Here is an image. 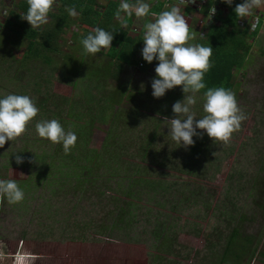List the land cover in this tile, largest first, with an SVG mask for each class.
<instances>
[{"label":"rangeland","instance_id":"obj_1","mask_svg":"<svg viewBox=\"0 0 264 264\" xmlns=\"http://www.w3.org/2000/svg\"><path fill=\"white\" fill-rule=\"evenodd\" d=\"M17 1L21 0H0V43L6 47L3 51L5 55L10 56L8 49L14 50L13 60L4 59V64L0 63V95L17 94L29 77L48 76L51 71L49 89L53 94L70 99V102L77 101L89 83L82 80L74 86L69 83L71 76H67V81L59 78V73L65 71L52 69L54 64L62 65L64 55L80 59L81 45L78 42L80 35L86 31L77 21L79 12L76 10L78 14L75 17L69 15L74 20L73 24L61 31L64 36L57 39V50L49 52L54 64H44L41 70V60L35 62L23 59L25 41L19 48L12 46L15 36L10 32L6 34L7 30L2 26L6 19L11 18L9 11L19 13L15 7ZM100 1L105 3L107 0ZM59 5L55 0L50 12L58 14ZM70 5H75L74 0ZM162 7L164 6L160 3V8ZM96 9L102 12L101 7L97 6ZM222 13L225 14L224 9ZM123 15L122 13L121 16ZM245 18L250 21L251 16ZM154 19L148 17L145 23ZM134 20V28L125 26L129 36H143L139 27L144 17H134ZM115 21L121 23L118 18ZM50 22L51 18H48L47 24ZM195 28L198 29L197 26ZM199 30L194 31V39ZM247 42L251 45L250 54L244 67L234 78L233 91L247 118L227 144L219 141L214 143L205 133L202 136L205 140L201 157L190 155L193 158L189 159L187 155L189 163H196L198 160L201 162L195 165L192 173H182L175 167L177 160L183 159L180 155L191 153L190 146L178 147L167 136L169 129L164 120L175 118L172 112L175 102H158L163 98L152 97L151 81L156 75L155 66L148 72H142L140 67L125 65L118 80H111L109 77L103 84L105 93L114 91L118 85H127L134 88L135 94L134 100L123 102V109H120L121 105H117L114 110L123 113L126 111L128 114L137 108V111L130 114L131 129L126 128L127 131L123 133L115 131L119 136L117 141H121L123 135L128 142L133 134H140L141 138L147 139L151 136V130L156 131L152 143L145 142L143 146V149L148 148L149 156L141 159L136 152H128L121 158L124 163L140 165V173H125L108 181L99 180L83 193L82 198L77 191L73 196L70 190L72 181L70 184L62 183L65 180L62 173L55 176L50 174L44 181L38 180L41 176H36L33 186L23 188L25 197L19 203L9 204L6 198L0 196V264H216L218 255L214 254L222 253L225 240L234 228H237L239 242H243L244 236L252 237L250 244H247V254L240 260V264H262L258 253L264 251V214L261 211L264 200L260 194V191L264 193V184L259 183V179L264 176V27L254 39ZM106 52L107 50H103L100 55L85 53L83 58L86 69L83 67L81 74L90 75L87 70L95 64L96 67L99 65V68H103L108 60ZM136 52L139 55L140 51ZM88 64L91 66L87 67ZM24 65L28 69L24 70ZM64 68L66 67L62 66ZM141 85L144 86L143 89ZM174 90H168L166 95ZM166 106L171 111H166ZM194 111L197 117L203 115L202 102L198 101ZM108 127L107 124L94 123L88 148H100ZM119 129L122 126L119 125ZM32 141L35 143L29 149L31 153L40 154L45 151L49 154L54 149L53 143L38 137L28 125L20 137L6 142L0 148V179L27 180L25 163L31 161V153L22 154L24 163L19 165L15 157L20 154L18 151L21 145L25 142L31 144ZM172 148L175 154L170 153ZM168 155L174 159L169 162V166L164 167L162 164L166 163L165 157ZM189 169L190 167L187 168ZM140 177L145 179L144 183L139 180V183L135 182L136 185L132 186L133 180ZM164 181L171 184L165 192L158 188V184L164 186ZM148 182L155 183L156 189H150ZM61 185L63 189L58 191ZM129 187L132 188L130 195L124 198L121 191ZM98 188L104 189L102 195L106 199L120 197L122 202H135V210L124 220L122 226L115 227L114 230L92 229L84 239H80L77 234L68 233L73 222L78 223L87 215L88 219L103 218L101 214L115 209H112L113 205L107 200H97V196L100 197ZM121 201L116 203L121 206ZM74 205L76 208L72 210ZM59 225L62 230H59ZM255 247L257 249L253 253Z\"/></svg>","mask_w":264,"mask_h":264},{"label":"trees","instance_id":"obj_2","mask_svg":"<svg viewBox=\"0 0 264 264\" xmlns=\"http://www.w3.org/2000/svg\"><path fill=\"white\" fill-rule=\"evenodd\" d=\"M57 1L60 4L58 7L59 13L54 14L49 12L48 18H51V22L46 25L44 24V27L40 26L35 29H31V25L22 18L28 8L27 0L16 2L15 7L19 13L9 11L13 21H11V18L6 19L2 26L7 30L6 34H9V32L14 34V39L16 40L11 42L12 46L14 45L16 48H19L22 42L25 41L26 49L23 52L24 60L35 62L38 61V59L41 60V70L44 64L46 66L54 64L49 52L51 53L57 50L55 47L56 41L59 37L61 38L64 36L61 31L69 27L70 24H73V20H71L66 11L69 7L75 8L80 14L78 22L80 25H83L82 28L86 31L83 35H80L81 39L86 37V35L92 32L97 26L105 30L113 31L114 39L112 41V48H109L106 53L108 60L105 61L104 67H101V69L99 65L96 67L95 64V67L93 66L91 69L87 70L90 71V75L81 74L83 67L86 69L84 56L81 54L84 53V50L79 53L80 59L78 60L72 55H64V62L62 65L60 64L61 66L54 64L52 71L57 69L65 71L59 73V78L61 77L64 81H67V76H71L72 80H70L69 83L74 86L81 80H86L89 83V86L85 87L82 95H80L79 101L70 102V99L65 97L61 98L53 94L49 89L52 78L51 71L48 72V76H31L28 78L27 82L22 84L17 94L31 96L34 98L39 108L38 115L28 124L34 131L35 123L38 120L58 119L65 129L76 132L78 139L75 146L72 147L68 154H65L62 144H53L54 149L49 154L45 151H42L40 154H34L35 152L31 153L29 149L34 146L35 142L32 141L31 144L25 142L19 149V151H23L20 152L19 155L25 154V152L31 153L29 154V160L31 161L25 163L26 170L28 171V178L26 177L27 180L21 179L17 182L22 189H29L31 185H34L36 176H41L38 180L44 181L43 179L47 180L50 174L55 176L62 173L66 180H62V183L67 182L70 184L72 181L73 186H71L70 190L73 196L75 197V191H77L81 194L82 198L84 196L83 193H85L88 188L93 187L92 185L96 184L99 180L105 179L104 181H108L125 173L128 175L140 173V165L134 163L130 164V162L124 163L121 158L128 152L130 154L136 152L140 155L141 159L145 158V156H149L148 148L144 147L145 149H143V146L145 142L148 144L152 143L156 131L152 128L153 130L150 132L151 136L147 139L141 138L139 136L140 134H133L128 142L123 135H121V141H117L119 136L115 134V131H121L123 133V131H127L126 128L128 129L130 127L131 129V121H129V119H131L130 114L137 111V108L133 110L130 109L131 111L128 114H126L125 111L124 114L123 112L114 110V107L121 105L120 109H123V102L134 100V88L127 87V85L125 87L118 85L114 91H107L105 93L104 83L109 77L110 79L113 78V80H118L119 74L125 65L136 66L138 68L140 67L139 69L142 71L145 70L143 63L138 60L141 57L136 59V51L138 50L141 53L144 46L142 37L129 36L126 28H123L122 25L118 24L116 21H112L117 18L115 13L119 7V1L107 0L104 5L101 6L102 12L93 9V6L96 5L95 0H74L75 5L73 6L70 5L73 0H68L69 2L65 0ZM242 2L243 0H234L231 6L223 3L225 14L219 10L216 15L218 23L207 29L205 38H199L194 41V43L213 48L210 58L212 66L205 75V82L208 87L222 86L234 91V78L244 67L250 54L251 45L247 41L257 36L260 21H258L254 30H250V25L237 17L234 9ZM160 9L159 5L155 6L152 10L156 13H160ZM253 15L254 14H251L250 16L252 17ZM133 17L134 15L126 19L127 25L131 24ZM239 21H243L242 26L239 25ZM140 32L143 33L144 29H140ZM3 36L5 37L6 35ZM5 49L6 47L0 43L1 64H4V59H14L12 55L14 50L8 49L10 56H7L3 52ZM62 66L66 68L62 69ZM90 66L91 64H88L87 67ZM23 69H28L27 65H24ZM125 116L129 117L127 118ZM95 122L109 125L106 138L99 149L88 148L87 146ZM119 125L122 126V129H119ZM194 140V146H190L189 149L191 153L182 154L180 156L183 159L177 160L178 162L175 164L177 171L192 173L191 171L196 168L195 165L201 163L199 160L196 163H189L186 160L187 155L189 159H192L193 157H190V155H196L198 158L204 153L203 142L205 139H203V137H195ZM170 153L175 154L173 148ZM165 158L166 163L164 162V164H162L164 167L169 166V162L174 159V157H170V155ZM188 167H190L189 170H187ZM139 180H143V183L145 181V179H141L140 177L135 181L133 180L132 186L136 185L135 182L139 183ZM148 183H150L147 185L150 189H156L155 183ZM163 183L164 186L162 187L161 184H158V188L162 189L164 192L168 191L167 187L169 188L171 184H169L168 181H164ZM259 183L260 185L264 184V176L259 179ZM62 189L63 186L61 185L58 191ZM95 189L97 188L95 187ZM130 189L132 188L129 187L121 191L124 198L129 197ZM98 191L100 197L97 196V200L101 202L107 200L113 205L112 209H115L101 214L103 218L88 219L89 215H87L81 218L82 220L78 223L73 222L68 233L72 235L77 234L78 238L84 239L85 235L90 233L92 229L101 228L103 230L108 228L114 230L115 227L118 228L122 226L125 222L124 220L134 212L136 207L135 202L131 200L127 202H124V200L122 202L120 197H109L106 199L102 195L103 192H105L104 189L98 188ZM260 194L262 195L261 199L264 200V193L260 191ZM90 199L91 198H89V200ZM117 201H121L122 205L119 206L120 204H117ZM96 204L98 205V203ZM261 206V211L264 214V204L261 203ZM75 208L76 206L74 205L72 210H75ZM84 210L85 208L82 209L83 212ZM59 230H62L61 225H59ZM251 241L252 237L244 236L243 242H239L237 228H234L225 240L224 246L221 249L222 253L218 254L216 252L214 254V256L218 255V263L216 264H240V260L247 254L249 249L247 244H250ZM256 249L255 247L252 252L255 253ZM258 256L261 263L264 264V251L259 252Z\"/></svg>","mask_w":264,"mask_h":264},{"label":"clouds","instance_id":"obj_3","mask_svg":"<svg viewBox=\"0 0 264 264\" xmlns=\"http://www.w3.org/2000/svg\"><path fill=\"white\" fill-rule=\"evenodd\" d=\"M222 2L231 6L234 0ZM54 3L55 0H27L28 8L22 18L31 25V29L39 28L48 23V14ZM262 5L264 0H243L234 11L237 17L242 19ZM150 10V4L145 0H120L115 15L124 25L128 17H147ZM66 11L73 17L78 14L73 7L67 8ZM212 11L214 13L215 8ZM153 15L155 19L144 24V46L141 50L144 61L149 64L154 60L158 62L155 67L156 75L151 81L152 95L154 98H161L168 90L177 86H181L184 93V98L172 106L175 118L164 120L169 129L167 136H170L178 147L185 148L194 146L193 138H202L205 133L214 143L219 141L227 144L247 116L239 107L233 91L222 86H207L205 75L212 66L210 58L213 48L190 43L194 39V33L190 31L179 7L172 6L169 10ZM113 39V31L97 26L80 42L86 54L96 55L112 48ZM141 87L143 89L144 86ZM198 101L202 102L201 117H197L194 111ZM38 113L39 108L34 98L29 95H0V148H3L6 142L20 137ZM35 132L38 137L53 144H62L65 154L71 151L78 139L76 132L65 129L58 119L36 121ZM15 161L18 165L22 164L24 157L16 155ZM0 196L6 198L9 204H16L23 201L25 193L16 180L0 179Z\"/></svg>","mask_w":264,"mask_h":264},{"label":"built area","instance_id":"obj_4","mask_svg":"<svg viewBox=\"0 0 264 264\" xmlns=\"http://www.w3.org/2000/svg\"><path fill=\"white\" fill-rule=\"evenodd\" d=\"M154 2L155 0H148ZM163 8L169 10L172 6H177L181 9V13L184 15V18L189 25L190 31H195V27L202 32H199V38H205L207 29L210 26L216 25L218 20L216 15L218 11L224 9L222 0H161ZM215 8L213 13L212 9ZM225 10V9H224ZM246 24L250 25V30H254L257 26V18H251L250 21H247ZM243 21H239V25L242 26ZM254 25V27H253Z\"/></svg>","mask_w":264,"mask_h":264},{"label":"crops","instance_id":"obj_5","mask_svg":"<svg viewBox=\"0 0 264 264\" xmlns=\"http://www.w3.org/2000/svg\"><path fill=\"white\" fill-rule=\"evenodd\" d=\"M103 1H105V0H103ZM132 2H135V0H131ZM95 2H96V5H94L93 6V9L95 10V11H99V10H97L96 9V7L97 6H99V7H101L103 4H104V2L102 3L100 0H95ZM147 2L149 3V1L147 0ZM120 3V2H119ZM160 3H161V0H155L154 2H150L149 4H150V14L147 16V18L146 17H144V20H143V24L140 22V24H141V27H139V31H140V29H144V24H145V21L148 19V17L150 18V17H154L155 18V16L153 15V14H159V13H156V12H154V10H152L153 8H155V6H159L160 5ZM163 10H166L165 8H161L160 9V12L161 11H163ZM254 15H253V17L255 18H257V22L258 21H260V27H259V30L261 29V28H263L264 27V5H262L261 7H259V8H256V9H254L253 10V12H252ZM123 17V16H122ZM135 17V16H134ZM134 17L132 18V20H131V24L130 25H127V23L126 24H124V25H122L121 23H119V22H117L118 24H121L122 25V27L123 28H125V26L126 27H129V28H134V25H135V20H134ZM74 21V20H73ZM78 21V20H77ZM113 22H114V19L112 20ZM113 24H115V23H113ZM195 31H196V29H195ZM202 33L200 30L198 31V33ZM142 33V32H141ZM193 33H194V31H193ZM199 34L196 36V38L195 39H193L192 41H190V43H194V41H196L197 39H199ZM142 38H143V36H141ZM80 40V39H79ZM80 45H81V50H79V52L81 53L82 52V50H83V48H82V44L80 43V42H78ZM107 51H108V49H107ZM107 53V52H106ZM81 54H85V52L84 53H81ZM90 55V54H89ZM96 55H100V53H97ZM139 57H141V58H139ZM107 58V57H106ZM137 58H139L138 60H139V62H142L143 63V67H144V71H142V72H148V70L149 69H153V66H155L156 67V65H157V61H153L151 64H149V63H147L146 61H144L143 59H142V55H141V53H139V55H136V59ZM103 60V59H102ZM112 60V59H111ZM154 64H156V65H154ZM134 67H136V66H134ZM124 68V67H123ZM137 68V67H136ZM123 70V69H122ZM121 73H122V71H121ZM121 73L119 74V78H120V75H121ZM81 82H82V80H81ZM175 90L174 91H170L169 93H168V95H166V96H168L169 98H171V100L170 99H168V98H166L165 97V95H164V97H161V98H163V100H160V101H158V102H166V103H168L167 101H171V102H176L177 100H182L183 98H184V93L182 92V88H181V86H177V87H175L174 88ZM173 90V89H172ZM201 95H202V93H201ZM152 97H153V95H152ZM157 102V103H158ZM124 104V103H123ZM122 104V105H123ZM162 106H163V104H162ZM124 108H127V107H124ZM166 111H171V109H169V107L168 106H166L165 108H164Z\"/></svg>","mask_w":264,"mask_h":264}]
</instances>
